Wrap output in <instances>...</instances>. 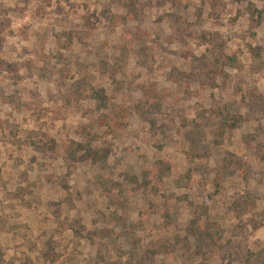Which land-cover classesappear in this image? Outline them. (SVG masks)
Returning <instances> with one entry per match:
<instances>
[{"label":"rangeland","instance_id":"obj_1","mask_svg":"<svg viewBox=\"0 0 264 264\" xmlns=\"http://www.w3.org/2000/svg\"><path fill=\"white\" fill-rule=\"evenodd\" d=\"M0 264H264V0H0Z\"/></svg>","mask_w":264,"mask_h":264},{"label":"trees","instance_id":"obj_2","mask_svg":"<svg viewBox=\"0 0 264 264\" xmlns=\"http://www.w3.org/2000/svg\"><path fill=\"white\" fill-rule=\"evenodd\" d=\"M83 151L84 156H87L88 158H92L93 160H99L100 158L104 157L106 153H104L103 155L98 154L96 151L89 149L88 147L82 146L80 143H72L68 149L66 148L64 150V152L66 153V158L68 160H73L76 161L77 157L76 154L79 151ZM193 221H192V225H193ZM196 228V227H194ZM197 229L191 230L190 233L191 234H196Z\"/></svg>","mask_w":264,"mask_h":264}]
</instances>
